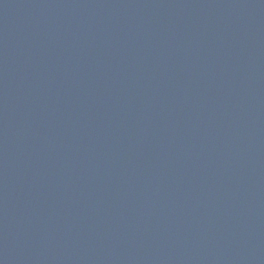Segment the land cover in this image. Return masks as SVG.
Masks as SVG:
<instances>
[{"label":"water","instance_id":"95a60500","mask_svg":"<svg viewBox=\"0 0 264 264\" xmlns=\"http://www.w3.org/2000/svg\"><path fill=\"white\" fill-rule=\"evenodd\" d=\"M0 264H264V0H0Z\"/></svg>","mask_w":264,"mask_h":264}]
</instances>
